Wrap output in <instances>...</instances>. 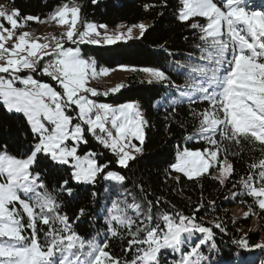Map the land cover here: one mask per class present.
Wrapping results in <instances>:
<instances>
[{"label":"snow or ice","instance_id":"1","mask_svg":"<svg viewBox=\"0 0 264 264\" xmlns=\"http://www.w3.org/2000/svg\"><path fill=\"white\" fill-rule=\"evenodd\" d=\"M179 3L177 19L193 31L199 30L201 43L196 48L201 55L196 59L205 62L183 66L190 82L176 85L162 68L121 66V70L142 72L148 84L175 88L181 97L199 93L200 99L208 102V108L193 114L199 126L196 135L188 137L202 140L208 147L178 151L175 162L169 165L176 173L196 181L211 176V169L216 168L219 174L212 178L223 185L235 169L221 141L236 146L243 141L253 148L258 144L262 156L247 164L249 171L239 183L253 204L264 211V8L253 10L247 0ZM160 4L167 6V0H160ZM155 6L143 5L145 11ZM197 18L206 22L201 24ZM47 19L66 30L60 36L33 37L27 31L17 35L16 30L28 22L44 21L33 15L21 18L19 9L8 11L0 4V108L22 115L35 141L30 153L23 157L0 148V264H160V255L166 249L181 253L173 264L207 260L200 248L213 240L214 232L197 221L195 212L191 216L163 212L158 217L161 224L152 215L151 205L144 211L135 201H113L106 217L108 234L127 238L122 251L130 253L131 260L107 250V242L100 245L95 238L81 236L72 226L74 221L61 212L62 202L49 191L41 172L34 171L43 158L48 159L51 168L70 167V179L78 184H94L100 175L123 182V175L108 171L107 162H98V153L89 148L81 155L78 150L89 143L90 135L116 156L118 165L128 167L135 153L142 151L146 138L147 121L138 101L112 105L90 98L116 94L126 85L117 84L104 92L90 87L91 80L108 75L110 70L98 69L94 59L83 56L79 45H110L132 39L134 28L143 36L149 25L139 23L127 26L125 31H120L124 26L118 25L114 33H109L107 25L84 21L75 0L58 5ZM65 41L77 46L66 47ZM9 42L11 47L7 46ZM189 59H193L191 54ZM25 72L27 75H21ZM43 77L50 78L55 86ZM17 82L22 87H17ZM170 103L174 105L176 100ZM133 139L141 146L133 144ZM221 154L225 156L223 160ZM68 185L69 180L57 182L61 191L72 196L73 189ZM201 207L198 205L196 211ZM82 215L83 208L76 219ZM249 215H256L251 205L243 213L244 217ZM211 223L221 232L226 231L221 223ZM196 233L203 234V238L190 251L183 252L182 246ZM237 243L249 247L243 237ZM211 247L215 248V243ZM254 247L264 248V243Z\"/></svg>","mask_w":264,"mask_h":264},{"label":"trees","instance_id":"2","mask_svg":"<svg viewBox=\"0 0 264 264\" xmlns=\"http://www.w3.org/2000/svg\"><path fill=\"white\" fill-rule=\"evenodd\" d=\"M67 0H0V4L10 11L19 9L21 18L27 15L39 16L43 23L28 22L24 27L18 28L16 34L27 30L33 37H44L49 34L60 36L63 31L55 22H49L48 13ZM81 7V17L86 22L114 25L124 22L127 25L140 20L150 22L145 34L138 38L110 45L82 44L81 50L87 57H93L98 65L113 68L118 65L126 67H154L162 68L171 77L176 85L189 83L188 71L185 65L190 63H205L198 61L201 53L196 48L200 44L199 30L193 31L187 23L177 19L178 9L181 7L179 0H167V6L160 4V0H75ZM145 3H154L157 6L145 11ZM159 13H163L160 15ZM199 19L201 24L206 21ZM5 27H9L5 23ZM82 29V27H81ZM43 42V40H41ZM73 45L65 41V46ZM161 45L164 48L161 49ZM189 54L193 59H189ZM178 64L180 67H178ZM27 75V72L21 73ZM37 79H41L36 75ZM49 83H55L48 77H43ZM17 87H22L17 83ZM100 92H104L100 88ZM96 100H106L120 103L128 100L139 101L147 120L145 127V141L141 146L142 151L135 159L129 161L128 167L119 166L116 156L105 149L90 135L89 143L82 145L78 150L86 152L89 148L98 153L99 163H108V171H115L125 177L123 182L106 180L103 175L98 176L94 184H78L70 179L69 167L51 168L47 158L39 164L34 171H40L49 191L57 195L62 202L61 212L67 214L73 223V228L81 236L95 238L97 243H108V249L116 256H123L131 260L130 253L122 249L127 246V238L120 239L108 234L106 217L113 201L122 203L136 202L144 211L151 205L152 215L156 222L163 212L182 213L191 216L194 212L197 221L205 226L212 227L214 237L212 241L201 246L200 252L208 257L200 264H231L237 256L242 258L241 264H264V248L254 247L264 243V211L253 204L252 198L247 196L239 181L246 176L249 169L247 164L258 161L262 154L260 146L255 148L247 142L236 146L228 141H221L227 149V159L232 162L235 171L225 184L212 178L216 168L211 169V176H204L199 180H189L180 173L170 169L169 165L175 160L176 153L184 146L189 149H203L208 145L199 139H188L196 135L199 126L194 113L209 107L208 102L200 99L199 93H193L191 98L181 97L180 90L169 88L161 84H148L141 81L136 75L128 77L126 87L118 93L103 97H92ZM173 99L176 103H170ZM175 108L173 113L172 109ZM171 114V115H170ZM219 139V136L216 137ZM34 138L22 115L8 113L0 108V148H5L10 154L19 157L26 156L31 151ZM240 153L232 155V153ZM225 158L224 154L220 159ZM179 177V179H177ZM69 180V187L73 195L57 187V182ZM235 185V187H234ZM233 193H236L234 196ZM209 201H213L210 204ZM158 202V203H157ZM203 205L197 212V206ZM252 206L256 213L257 229L252 230L249 217L236 216L237 208L248 209ZM84 215L77 220L80 209ZM135 217V213L129 210ZM212 221L221 223L226 229L221 232L212 225ZM162 224V222H160ZM47 231V229H44ZM247 234V235H245ZM245 238L249 247H241L238 241ZM41 240H44L41 235ZM203 238V234L196 233L190 246H182L183 252ZM215 243L216 247L211 245ZM253 256L252 259H249ZM181 258V253L171 249L162 250L160 264H173Z\"/></svg>","mask_w":264,"mask_h":264},{"label":"rangeland","instance_id":"3","mask_svg":"<svg viewBox=\"0 0 264 264\" xmlns=\"http://www.w3.org/2000/svg\"><path fill=\"white\" fill-rule=\"evenodd\" d=\"M247 2L250 4V5H252L253 6V10H260L261 8H264V0H247ZM89 23H93V22H89ZM139 23H144V24H146V25H149L150 24V22L148 21V20H140V21H138V22H136V23H134V24H130V25H127V24H125L124 22H118L117 24H114V25H108V24H104V25H107V31L109 32V33H114L116 30H117V26L118 25H123L124 27H121L119 30L120 31H125L126 30V27L127 26H131V25H136V24H139ZM94 24H96V25H100L101 23H94ZM60 29L64 32L65 30H66V28L64 27V26H60ZM82 30V29H81ZM25 31H27V30H23V31H20V32H18L17 33V35H19V33H21V32H25ZM99 31H101L102 33L105 31L104 29H99ZM28 32V31H27ZM132 36H133V38L132 39H134V38H137V37H140V34H139V29H133V32H132ZM127 40H130V39H125V40H120V41H117V42H124V41H127ZM9 43H11V42H9ZM96 45H109V44H103V43H101V44H96ZM77 45H68V46H66V47H76ZM81 45H79V47H80ZM81 48V47H80ZM82 51V50H81ZM82 54H83V52H82ZM83 56L85 57V58H92V59H94L93 57H87V56H85L84 54H83ZM95 60V59H94ZM96 64H97V62H96ZM121 66H124V65H118V66H116V67H113V68H108V67H104V66H101V65H98L97 64V67H98V69L99 68H107V69H109L110 71H109V73H108V75H106V76H99L98 78H96V79H94V80H91L90 82H89V86L90 87H93V88H96L97 90L100 88V89H102L103 91H107L109 88H111V87H114L115 85H117V84H124V85H126L127 84V80H128V77L129 76H131V75H136L141 81H145V74L144 73H142V72H139V71H136V72H133V71H130V70H121ZM126 67V66H125ZM127 68H129V67H127ZM132 68V67H131ZM130 69V68H129ZM22 75V74H21ZM112 95H114V94H112ZM103 97H105V96H103ZM90 98H92V97H90ZM92 99H94V98H92ZM96 100V99H95ZM98 102H105V103H109V104H112V105H119V104H121V103H124V102H127V101H124V102H120V103H115V102H110V101H106V100H97ZM128 101H137V100H128ZM139 102V101H138ZM141 111H142V113H143V115H144V118H145V120H146V117H145V114H144V110H143V108L141 107ZM147 121V120H146ZM145 131V130H144ZM132 143L133 144H136V145H138V146H141L140 145V142L139 141H137V140H135V139H133L132 140ZM186 146H184L183 148H185ZM183 148L181 149V150H183ZM188 148V147H187ZM181 150H179V151H181ZM80 153V152H79ZM81 155H83L84 154V152L83 153H80ZM139 153H135V156L136 155H138ZM174 162H175V160H174ZM173 162V163H174ZM120 166V165H119ZM70 168V167H69ZM72 170H71V168H70V172H71ZM219 173H218V171L216 170L215 172H214V175H218ZM75 182V181H74ZM76 183V182H75ZM248 211V209H241V208H237L236 210H235V214H236V216H239V217H244L243 216V213L244 212H247ZM249 218H250V223H251V229L252 230H256L257 229V223H256V220H255V216H253V215H249L248 216ZM25 222H26V218H25ZM27 234V233H26ZM195 236V235H194ZM192 242H193V238L190 240V241H186V245H188V246H190L191 244H192ZM178 253V252H177ZM253 258V256H250L249 257V259H252ZM241 257H239V256H237L236 258H235V260L231 263V264H235V262L236 263H238L239 261H241Z\"/></svg>","mask_w":264,"mask_h":264},{"label":"built area","instance_id":"4","mask_svg":"<svg viewBox=\"0 0 264 264\" xmlns=\"http://www.w3.org/2000/svg\"><path fill=\"white\" fill-rule=\"evenodd\" d=\"M8 47H11V43H8L7 45ZM48 58H45V60H47ZM41 67L43 66V64L40 65Z\"/></svg>","mask_w":264,"mask_h":264},{"label":"crops","instance_id":"5","mask_svg":"<svg viewBox=\"0 0 264 264\" xmlns=\"http://www.w3.org/2000/svg\"><path fill=\"white\" fill-rule=\"evenodd\" d=\"M25 75V74H24ZM17 83H19V82H17ZM21 85V84H20Z\"/></svg>","mask_w":264,"mask_h":264},{"label":"bare ground","instance_id":"6","mask_svg":"<svg viewBox=\"0 0 264 264\" xmlns=\"http://www.w3.org/2000/svg\"><path fill=\"white\" fill-rule=\"evenodd\" d=\"M101 90V89H100ZM102 96V95H101Z\"/></svg>","mask_w":264,"mask_h":264}]
</instances>
